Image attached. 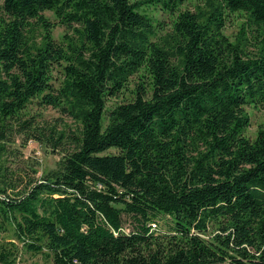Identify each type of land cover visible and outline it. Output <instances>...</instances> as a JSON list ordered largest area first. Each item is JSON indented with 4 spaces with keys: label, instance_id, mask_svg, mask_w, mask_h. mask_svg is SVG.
I'll use <instances>...</instances> for the list:
<instances>
[{
    "label": "trees",
    "instance_id": "obj_1",
    "mask_svg": "<svg viewBox=\"0 0 264 264\" xmlns=\"http://www.w3.org/2000/svg\"><path fill=\"white\" fill-rule=\"evenodd\" d=\"M185 1L0 0V262L264 264V124L245 134L264 107V0ZM30 139L56 168L37 176Z\"/></svg>",
    "mask_w": 264,
    "mask_h": 264
},
{
    "label": "rangeland",
    "instance_id": "obj_2",
    "mask_svg": "<svg viewBox=\"0 0 264 264\" xmlns=\"http://www.w3.org/2000/svg\"><path fill=\"white\" fill-rule=\"evenodd\" d=\"M205 0H186L182 5V9H191L196 10L198 5H203ZM144 11L151 14L156 20L163 22V25L160 26V32H165L166 30L171 28L173 16L168 12L163 11L158 6L149 5L144 7ZM45 14L51 19L52 22H55V27L53 29L54 36L57 39H61L62 35L65 33V27L58 22V18L55 12L48 10ZM245 21V15L241 12L229 13L226 19V25L224 28V32L231 39H235L239 30L241 29L242 24ZM138 80L137 75L132 76L129 83L128 88L124 90V92L120 95V97H113L108 100V107L114 106L116 103L122 101H128L133 97V89L135 88L136 81ZM30 113L36 115L38 120L42 123H51L54 120L58 121L60 127L71 129L75 128V122L68 117L67 115L61 113L59 110L52 108L50 106L41 107L33 104L30 108ZM247 110L250 115L251 122L245 129V134L254 138L258 128L264 124V107L248 105ZM21 142V138L17 139V143L15 146H19ZM23 150V158L36 164V168L38 169L37 176L56 168L59 164V161L62 158V154L59 152H53L50 148L46 147L44 144L37 142L33 139H30ZM115 149H112L114 151ZM8 235L7 238H9ZM52 264L51 259H47L45 256L33 254L32 252H28L24 249H20L16 264ZM0 264H3L0 262Z\"/></svg>",
    "mask_w": 264,
    "mask_h": 264
}]
</instances>
